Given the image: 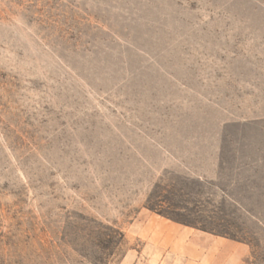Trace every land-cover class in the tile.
<instances>
[{
  "label": "rangeland",
  "instance_id": "obj_1",
  "mask_svg": "<svg viewBox=\"0 0 264 264\" xmlns=\"http://www.w3.org/2000/svg\"><path fill=\"white\" fill-rule=\"evenodd\" d=\"M164 219L264 264V0H0V264H193Z\"/></svg>",
  "mask_w": 264,
  "mask_h": 264
},
{
  "label": "crops",
  "instance_id": "obj_2",
  "mask_svg": "<svg viewBox=\"0 0 264 264\" xmlns=\"http://www.w3.org/2000/svg\"><path fill=\"white\" fill-rule=\"evenodd\" d=\"M156 221L160 228L154 237L174 245L193 264H240L248 253L244 243L188 227L177 229L166 219Z\"/></svg>",
  "mask_w": 264,
  "mask_h": 264
}]
</instances>
